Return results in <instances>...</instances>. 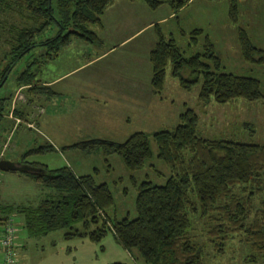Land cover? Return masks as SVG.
Wrapping results in <instances>:
<instances>
[{"label":"trees","instance_id":"obj_1","mask_svg":"<svg viewBox=\"0 0 264 264\" xmlns=\"http://www.w3.org/2000/svg\"><path fill=\"white\" fill-rule=\"evenodd\" d=\"M114 1L0 0V11L16 7V13L26 20L24 26H13L10 31L14 46L8 53L9 65L0 73V88L17 61L38 47L45 48L44 56L52 60L72 37L97 41L89 26L101 24V15ZM127 1H142L151 9L168 4L173 11L186 4L182 0ZM228 18L238 24V0H228ZM53 28L58 29L56 35L42 39ZM154 28L157 41L149 52V62L155 94L162 92L170 66L171 76L182 89L191 91L200 84L198 101L202 105H224L237 99L264 104L260 81L224 73L222 61L207 36L202 50L187 57L171 34L164 35L158 25ZM190 35L196 45L203 31L194 29ZM237 41L245 62L264 64L263 50L253 45L241 27L237 29ZM183 70L188 71V76L183 75ZM33 78L34 74L26 69L16 84L28 86ZM10 99L0 98V121ZM198 122L197 114L187 109L179 115L173 130L152 134L139 131L122 143L92 139L64 148L85 154L100 150L105 157L117 155L128 170L138 171L153 156L152 139L156 157L169 168L170 176L163 185L150 181L137 184L132 179L137 191L135 218L109 215L114 207L112 193L106 183L97 184L93 175H76L66 166L48 170L24 159L21 163L41 169L24 175L49 193L34 206H4L0 212L3 216H21L30 238L65 230V240L87 238L99 243L110 233L131 257L136 250L144 264H206L209 252L223 255L226 246L235 240L250 253L247 259L263 257L264 146L201 138L197 135ZM244 128L253 131L251 125L245 124ZM52 150L51 145H44L35 151Z\"/></svg>","mask_w":264,"mask_h":264},{"label":"rangeland","instance_id":"obj_2","mask_svg":"<svg viewBox=\"0 0 264 264\" xmlns=\"http://www.w3.org/2000/svg\"><path fill=\"white\" fill-rule=\"evenodd\" d=\"M123 1L125 0H119V11L116 7L105 13L103 20L108 23L104 30L99 29L98 25H90L89 29L96 33L98 31L97 35L99 34L103 39L109 38L108 41L111 42L116 25L113 18L119 14L120 21V17L125 14L124 10H121V4H125L122 3ZM182 1L187 2V0ZM238 9L239 22L235 25L228 18V0H190L181 10L182 12L177 11L174 18L160 24L159 28L166 36L172 34L176 44L187 57L202 50L204 36H207L222 61V71L259 80L264 93V64L254 65L245 62L241 57L237 41V29L241 27L247 32L253 45L264 52V0H238ZM17 10L15 7L8 11H0V73L10 63L8 53L14 46L11 29L13 26L22 27L26 24V20L16 13ZM127 10L126 13L129 14V8ZM171 11L167 4L160 5L155 10L148 8V15L143 20L152 21L157 16L166 15ZM134 14H137L136 9ZM194 29L203 31V36L197 39L196 45H193L190 35ZM56 32H58L57 28L47 30L42 39L50 35L54 36ZM154 32V27L145 33L140 32L131 39L133 41L129 45L119 48L115 54H111L96 65L74 72L60 84L63 87L71 85L72 88H76L72 84L82 79L115 77L117 67L111 66L115 65L119 58V79L137 77L139 80V89L134 88L132 91L138 102L133 104L130 100L119 102V110L124 112L129 110L132 117H136V121L124 126L119 133L106 132L94 124L98 114L93 112L92 116L91 113L86 115V119H91L93 122L90 131L74 123L72 117L76 114L77 104L71 101L74 99L73 96L65 98L66 100H60L59 97L53 99L52 88L43 87L44 82L52 81L68 69L65 63L60 61L59 65L47 60L44 56L45 48L38 47L26 53L8 72L7 80L0 88V98H11L0 121V155H2L0 158L16 163L24 159L28 163L43 165L48 170L66 166L76 175H93L97 184L106 183L112 193L114 207L109 215L117 219L126 216L132 219L136 217L137 193L132 179L137 184L150 181L156 185H163L170 176L169 168L156 157L157 147L154 141L150 139L152 158L138 171L128 170L117 155L105 157L100 150L85 154L73 149H64V146L92 139L122 143L134 132L152 134L162 130H173L178 125L179 115L187 109H192L199 118L197 135L201 138L264 146L263 103L237 99L224 105L216 103L202 105L198 101L200 84L191 91L182 89L178 80L171 76L170 66L166 70L162 92L160 95L153 94L150 88L151 65L144 43ZM100 47L98 43L91 44L82 38L72 37L70 43L60 51L62 53L65 50L73 51L70 57L72 63H81L86 61L85 59L94 58ZM107 48V45L102 47L103 50ZM136 60L139 61L138 67ZM76 66L74 64L72 67ZM26 69L34 74L31 84L17 86V77ZM183 75L188 76V71L183 70ZM88 104L95 106V101L86 102V105ZM13 109L15 111L12 113ZM65 113L71 115L66 116ZM55 116L58 117L56 123ZM16 119L19 121L16 122ZM245 124L251 125L253 131L244 128ZM44 145H51L54 150L35 151ZM26 153L28 155L24 156ZM24 174L0 171L2 205L34 206L45 199L46 190ZM13 216L18 227L20 243L24 244V248L16 249V264H144L137 257L136 250L132 251L134 254L131 257L130 253L115 242L110 233L99 243H93L87 238L65 240L63 238L65 230L30 238L23 228L22 219ZM242 245L235 240L226 246L223 255L217 256L209 252L206 264H264V256H257L255 260L247 259L248 252L244 251Z\"/></svg>","mask_w":264,"mask_h":264},{"label":"crops","instance_id":"obj_3","mask_svg":"<svg viewBox=\"0 0 264 264\" xmlns=\"http://www.w3.org/2000/svg\"><path fill=\"white\" fill-rule=\"evenodd\" d=\"M125 1L122 2L125 4H121L122 5L121 10H124L125 13L120 17L121 20L119 21V14L117 15L116 18L115 17L113 18L116 23L113 40L110 42L108 41L109 38L103 39L102 36L100 37L99 34L97 35L98 31L97 33L94 32L97 37V41H95L94 43L91 42L90 43L91 44L98 43L99 46L101 45L100 50L98 51V53L95 55L94 58L85 59L86 61L81 63L79 62L72 63V59L70 57L73 51L65 50L64 53L59 51L57 56L52 58L51 61H53L52 62L53 64L58 63L59 65H60V61H62V63H65V67H67L68 69H66L62 74L55 77L52 81L48 80L49 82L46 81L43 84V87L47 89L49 87L52 88L53 99L59 97L58 99L60 100L61 99L66 100L65 98H69L70 96H73L74 99H72L71 101L75 102L77 106L75 108L76 114L73 115L72 121L76 123L79 127L83 129H88V131L91 130L93 122L91 119H86V115H89L91 113L92 116V112L98 114L94 120L96 121V123L94 124L98 125V127H101L102 130L106 132L119 133V131L123 130L124 126H129L128 124H130V122L136 121V117L135 118L134 116L132 117L131 112L129 110H125V112L119 110V102L124 100L125 101L130 100L132 104L133 102H138L137 98L132 93L134 88L139 89L138 78L126 77L119 79V58H117V63L111 66V67L113 66L117 67V72L115 77L108 76L105 78L102 77L100 79L96 77H91V79H82L79 80L77 83L72 84L75 85L76 88H72L71 85H68L67 87H63L60 86V84L65 80H67L70 76H72L74 72L76 71L80 72L86 68L96 65L97 63L107 59L111 54H115L119 50V48L125 45H129V43L133 41L131 39L137 36L140 32L145 33L146 31L155 27L156 25L159 26L160 24L166 23L167 20L174 18V14L177 11L182 12L181 10L184 9L186 4L190 0H187L186 4L177 11H173L171 9L172 11L170 13L160 17L157 16V18L153 19L152 21L143 20L145 16L148 15V8H149L144 2L142 1L130 2L127 0ZM116 7H118V11H119V0H115L103 12V14L101 15V24L98 25L99 29L104 30L107 26L108 22H106V20H103L105 13L108 10L114 9ZM128 8L130 10L129 14L126 13L128 11L127 10ZM134 9H136L137 14H134ZM119 35H120V39H119ZM156 41H157L156 33L154 32V34H152V36L148 39V41L144 43L147 47L148 60H149V52L155 45ZM104 45L108 46L107 50L102 49ZM77 53L80 54V52ZM76 55L79 56L78 54ZM74 64L77 66L72 67ZM138 64L139 61L136 60L137 67ZM150 88L151 91L153 92L151 87V78H150ZM153 94L155 93L153 92ZM90 101H95V106H92L91 104L86 105V102H90ZM138 111L140 112L139 107H138ZM65 115L69 116L71 114L65 113ZM54 120L56 123L58 117L55 116ZM66 147L68 146H64L63 148ZM46 192L47 194L49 193L48 190H46ZM4 206L5 205H2L0 203V207H4ZM15 216L20 217L22 219L21 216L18 215ZM17 244H18L17 249L18 247L24 248V244L20 243L18 232H17Z\"/></svg>","mask_w":264,"mask_h":264},{"label":"built area","instance_id":"obj_4","mask_svg":"<svg viewBox=\"0 0 264 264\" xmlns=\"http://www.w3.org/2000/svg\"><path fill=\"white\" fill-rule=\"evenodd\" d=\"M17 231L14 216L0 213V264H16Z\"/></svg>","mask_w":264,"mask_h":264},{"label":"water","instance_id":"obj_5","mask_svg":"<svg viewBox=\"0 0 264 264\" xmlns=\"http://www.w3.org/2000/svg\"><path fill=\"white\" fill-rule=\"evenodd\" d=\"M0 171L1 172H12V173H38L41 171L40 168L31 166L25 163H16L9 160L1 159L0 160Z\"/></svg>","mask_w":264,"mask_h":264}]
</instances>
